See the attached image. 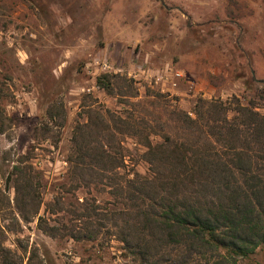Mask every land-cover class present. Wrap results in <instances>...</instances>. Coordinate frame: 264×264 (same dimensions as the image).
I'll use <instances>...</instances> for the list:
<instances>
[{
  "label": "rangeland",
  "instance_id": "rangeland-1",
  "mask_svg": "<svg viewBox=\"0 0 264 264\" xmlns=\"http://www.w3.org/2000/svg\"><path fill=\"white\" fill-rule=\"evenodd\" d=\"M198 98L264 113V0H0V264H148L125 255L111 224L74 241L23 216L37 207L42 215L57 196L66 207L76 197L118 203L112 180L151 173L145 134L152 144L163 132L180 138L172 111L194 117ZM107 112L136 119V135L119 133ZM78 125L77 143L93 154L75 170ZM100 147L109 158L96 157ZM16 166L33 177L38 200L16 196ZM189 258L168 247L159 263L203 264ZM236 264H264V249Z\"/></svg>",
  "mask_w": 264,
  "mask_h": 264
},
{
  "label": "trees",
  "instance_id": "trees-1",
  "mask_svg": "<svg viewBox=\"0 0 264 264\" xmlns=\"http://www.w3.org/2000/svg\"><path fill=\"white\" fill-rule=\"evenodd\" d=\"M106 77L100 76L97 83L109 93V83L102 82ZM123 82L130 86L132 81ZM107 113L117 119L119 133L136 135V119ZM192 115L172 111L180 138L163 132L161 143L152 144L145 134L143 160L151 173L112 180L111 193L118 203L107 202V208L96 197H76V203L66 207L57 196L42 215L37 207L24 219L37 217L38 229L47 236L74 241H93L111 224L116 232L110 235L122 243L125 255L148 264H160L161 251L168 247L188 254L191 263L203 264H236L257 248L264 249V113L234 98H198ZM83 126L78 125L73 135L76 156L69 162L75 170L85 166L87 153L93 154L86 143L76 141ZM104 151L100 147L96 157L109 158ZM111 158L110 169H119L120 163ZM14 172L19 174L14 180L16 196L21 193L23 202L38 200L33 177L22 175L21 167Z\"/></svg>",
  "mask_w": 264,
  "mask_h": 264
},
{
  "label": "built area",
  "instance_id": "built-area-1",
  "mask_svg": "<svg viewBox=\"0 0 264 264\" xmlns=\"http://www.w3.org/2000/svg\"><path fill=\"white\" fill-rule=\"evenodd\" d=\"M101 65V69L103 70V71H106L107 69H109V65L107 64V62H102V64H100ZM158 80L159 79H162V76H159V78H157Z\"/></svg>",
  "mask_w": 264,
  "mask_h": 264
}]
</instances>
